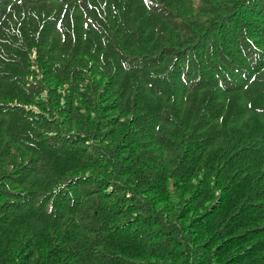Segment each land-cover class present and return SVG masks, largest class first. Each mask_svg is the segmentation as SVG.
Returning a JSON list of instances; mask_svg holds the SVG:
<instances>
[{
	"label": "trees",
	"instance_id": "obj_1",
	"mask_svg": "<svg viewBox=\"0 0 264 264\" xmlns=\"http://www.w3.org/2000/svg\"><path fill=\"white\" fill-rule=\"evenodd\" d=\"M0 264H264V0H0Z\"/></svg>",
	"mask_w": 264,
	"mask_h": 264
}]
</instances>
